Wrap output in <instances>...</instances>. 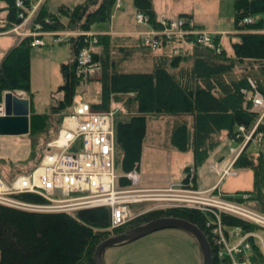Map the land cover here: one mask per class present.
<instances>
[{
    "label": "trees",
    "instance_id": "16d2710c",
    "mask_svg": "<svg viewBox=\"0 0 264 264\" xmlns=\"http://www.w3.org/2000/svg\"><path fill=\"white\" fill-rule=\"evenodd\" d=\"M0 1L4 5L0 9L4 12L0 16V32H5L22 22L19 14L24 10L16 7V0ZM46 1L40 2L29 29L34 30L38 24L40 32L76 35L61 42L68 45L70 58L60 64L62 84L56 93L59 97H52L47 113H37L33 107L35 94L30 87L33 37L19 38L0 63V101L4 92L20 91L30 102L26 134L30 151L13 168L10 162L7 164L4 179L27 172L39 163L46 143L54 138L83 82L99 86L97 100L89 101L93 110L117 108L113 120L115 172L119 170L124 187L128 186L124 175L139 167L148 116L181 117L169 134V144L178 152H192L194 175L203 164L215 160V152L224 141L241 140L243 132L239 127L245 133L253 129L258 116L251 110L246 96L256 92L264 100V20L254 19L256 15H264V0L233 1L232 21L236 32L229 36L230 50L221 47L214 33H211L212 48L193 44L185 55L173 54L175 41H163L158 50L152 51L140 37L97 35L92 61L98 69L85 79L79 74L77 55L92 40L88 34L92 25L110 23L117 0H81L72 5L63 2L54 11L46 7ZM131 1L134 11L147 16L149 23L157 28L152 0ZM30 4L29 0H22L23 7ZM245 19L252 21L248 23ZM136 62L150 63L149 69L133 71L130 67ZM252 137L234 167L253 172L249 204L253 203L250 204L253 209L264 213V116ZM21 165L25 166L23 170L11 172ZM189 173L190 168L186 167L183 183L187 182ZM20 198L43 202L35 194H23ZM164 216L182 218L207 237L208 214L195 208L152 209L109 230V210L104 206L72 212H32L0 205V264H94V250L102 240ZM222 219L229 225L252 228L237 218L222 216ZM252 249L256 256L254 264H261L259 248L253 245Z\"/></svg>",
    "mask_w": 264,
    "mask_h": 264
},
{
    "label": "built area",
    "instance_id": "2783aa9c",
    "mask_svg": "<svg viewBox=\"0 0 264 264\" xmlns=\"http://www.w3.org/2000/svg\"><path fill=\"white\" fill-rule=\"evenodd\" d=\"M30 6L23 7L22 0H16V7L22 8L19 14L22 22L9 30L19 36H32V46H42L40 26L34 30H19L29 24L38 11L41 0H29ZM119 5V4H117ZM25 12V13H24ZM135 20L148 27L140 33L143 43L151 50L160 47L163 41H175L172 49L174 55L185 53L186 44H199L212 48V34L198 28L192 19L161 17L154 28L147 16L137 12ZM244 21L250 22V19ZM89 45L82 48L77 55L78 71L82 78L97 72L98 66L92 61V52L96 37H91ZM57 41V40H56ZM220 47H217L219 51ZM251 110L258 115L251 132L243 135L237 150L231 149L230 156L223 162L211 166L221 178L235 176L233 164L244 144L251 138L257 123L264 116V100L258 93L249 94ZM3 114L0 104V115ZM112 111H96L88 103L78 100L72 111L62 118L54 136L46 143V151L39 163L31 170L4 180L0 173V205L32 212H72L82 208L104 206L109 210V230L123 226L133 217L129 214V205L144 201H153L152 197L162 195L164 206L195 208L208 214L205 220L207 238L212 253V264H254L255 251L259 248L264 264V214L248 205L250 194L220 193L214 187L201 190L192 182L182 185L178 199L173 194H158L156 191L169 192V189L135 188L139 184L136 170L125 174L132 188H117L114 157V131L112 128ZM243 132V128L239 127ZM239 136V135H237ZM238 138V137H236ZM23 194H35L43 202L34 203L22 200ZM222 216L242 220L252 228H242L223 222ZM264 235V234H263Z\"/></svg>",
    "mask_w": 264,
    "mask_h": 264
},
{
    "label": "rangeland",
    "instance_id": "374dc122",
    "mask_svg": "<svg viewBox=\"0 0 264 264\" xmlns=\"http://www.w3.org/2000/svg\"><path fill=\"white\" fill-rule=\"evenodd\" d=\"M79 1L81 0H47L46 7L54 11L60 3L65 2L68 5H72ZM233 1L152 0V7L157 14H167L172 17L193 15L199 21L198 23L204 25L205 28L216 31L215 33L220 32L221 44L226 50H230L228 41L229 33L234 31L232 21ZM1 5L2 2L0 1ZM116 11L119 13L133 11L132 1L122 0V7L120 9L114 8L112 15ZM32 20L28 22L30 26ZM116 21L113 28L118 30L121 28L119 25L122 22V18H118ZM127 23L130 25L131 22L128 21ZM25 28L29 30V25L25 24L22 30ZM13 40L14 38L11 35L0 36V55H3L1 53H4L3 51L11 46ZM67 46L65 43L61 45L60 43H54V46L35 47L30 52V85L32 91L37 93L39 101L38 112L40 113H47L48 106L52 103L53 95L59 97V94L56 93L58 87L62 84L60 64L69 59ZM136 70L146 71V69H142L140 66ZM84 87H80L79 89L83 99L87 101L97 100L99 95L98 86L90 83ZM115 111H117L116 108ZM172 117L152 115L147 118L145 148L138 167V173L141 176L140 184L136 186L138 188L161 186L167 181H176L185 177V167L189 165L187 160L190 161L191 155H186L185 153L172 149L174 154H177L175 158L171 157L173 153L170 151L169 129L173 124L172 120H170ZM247 144H249V141ZM239 145L240 143H238ZM235 147L236 144L233 141H224L215 153L217 156H228L229 150ZM262 148L264 151V146ZM164 150L168 151L166 152ZM29 151L30 142L26 135L0 136V171L6 173V166H8L7 164L9 162L11 165L10 168H13L18 162L27 158ZM24 167L23 165L17 166L16 169L14 168L12 171H9L23 170ZM116 172L121 176L118 169ZM197 172L200 188L207 187L210 181H217L216 184H219L220 190L229 194L250 191L254 186L253 172L249 169H240L235 176H227L219 179V176L205 163L197 169ZM120 181L118 177L116 184L118 187H123ZM182 185V182H176L173 186L161 188L171 191L166 193L164 191H156L155 193L173 194L169 198L174 196L175 199H178L179 196L177 198L175 195H179V192L175 190L179 189ZM152 198L154 199L153 201H144L145 205L141 202L134 207L136 209L143 208L148 211L150 209L164 207L163 204L165 201L162 200V195H157ZM250 204L253 205V203ZM259 233L264 237L261 232ZM103 262L104 264H201V254L195 240L188 233L179 229H161L132 242L105 249Z\"/></svg>",
    "mask_w": 264,
    "mask_h": 264
},
{
    "label": "water",
    "instance_id": "95a60500",
    "mask_svg": "<svg viewBox=\"0 0 264 264\" xmlns=\"http://www.w3.org/2000/svg\"><path fill=\"white\" fill-rule=\"evenodd\" d=\"M3 114L0 116V136H23L29 132V100L7 91L2 99ZM161 229H179L193 237L201 254V264H211V250L203 232L192 223L177 217L164 216L137 225L125 232L102 240L94 250V264H104L105 249L137 240Z\"/></svg>",
    "mask_w": 264,
    "mask_h": 264
},
{
    "label": "crops",
    "instance_id": "0c3cea01",
    "mask_svg": "<svg viewBox=\"0 0 264 264\" xmlns=\"http://www.w3.org/2000/svg\"><path fill=\"white\" fill-rule=\"evenodd\" d=\"M121 1V7H122V0H120ZM4 5H3V3H2V5L0 6V9L3 7ZM120 7V8H121ZM119 8V9H120ZM155 13V19L157 18V19H159V18H161V17H167V18H175V17H172L171 15H167V14H157L156 12H154ZM134 14H135V11H134V9H133V11H126L125 13H119L118 11H116V13L114 14V15H112V20H111V24L110 25H107V24H94V25H92V27H91V30H90V32H88V34L90 35V34H95V35H110V36H112V35H128V36H135V37H140V33H142V32H144V31H146V28H145V26H142V25H138V24H136V22H135V20H134ZM4 15V12H2V11H0V16H3ZM129 16V17H128ZM179 16H189V17H191L194 21H195V23L198 25V26H200V27H202L204 30H206V31H208V32H211V33H214L216 36H218L219 37V43H220V45H221V47L223 48V45L221 44V34H220V32H218V33H215L216 31H211V30H209V29H207V28H205V26L204 25H202V24H200V23H198L199 21L197 20V19H195L194 18V16L193 15H179ZM179 16H177V17H179ZM128 17V18H127ZM258 17H260L261 19H263L264 20V15H258L257 17H255L254 19H256V18H258ZM117 18V19H116ZM118 18H122V22H121V24L119 25V27H121V28H119L118 30H116V29H114L113 28V26H114V23H116L117 21L116 20H118ZM128 21H130L131 23H130V25H128ZM130 26V27H129ZM128 27H129V29H128ZM236 31H232L231 33H229V36H230V34H234ZM6 35H11V36H13V38H14V40L12 41V44H11V46L8 48V49H6V50H4L3 52L4 53H1V54H3V55H0V63H1V61H2V59H3V57L10 51V49L15 45V43L17 42V38H18V36L15 34V33H13V32H4V33H0V36H6ZM55 35H57V34H55V33H46V34H44L43 35V37H42V39L44 40V42H45V45L44 46H42V47H49V46H54V37L53 36H55ZM58 35H60L61 36V38H63V39H65V38H67V37H69L70 35L72 36V35H76V33H72V32H59L58 33ZM231 39H232V36H231ZM233 39L235 40L236 38L235 37H233ZM66 40V39H65ZM228 41H229V39H228ZM63 44V43H62ZM56 45H59V44H56ZM60 45H61V43H60ZM68 47V46H67ZM192 47L191 46H187V49H188V51L191 49ZM225 48V47H224ZM68 51H69V48H68ZM69 58H70V51H69ZM65 62V61H64ZM63 63V62H62ZM131 66V65H130ZM140 66V68H142V69H146V70H148L149 69V67L148 66H150V63L149 64H147V65H145V64H143V63H140V62H136L135 64H134V66L132 65L130 68L133 70V71H138V70H136L138 67ZM91 83H93V82H91ZM90 84V83H89ZM88 84V85H89ZM93 84H95V85H97L96 83H93ZM87 86V85H86ZM98 86V85H97ZM30 87H31V85H30ZM81 88H83V87H81ZM85 88V87H84ZM98 90H99V86H98ZM31 91H32V87H31ZM11 92H15L18 96H21V97H26V95H25V93L24 92H20V91H11ZM33 92V91H32ZM4 93H6V92H4ZM4 93H3V95H4ZM34 97H33V107H34V110H35V112H37V113H40V112H38V104H39V101H38V97H37V93L36 92H34ZM98 94H99V92H98ZM57 95H53V97H56ZM3 97V96H2ZM27 98V97H26ZM87 101V100H86ZM95 101V100H94ZM52 102H53V100H52ZM88 102V101H87ZM49 106H50V104H49ZM49 106H48V108H49ZM117 109V108H116ZM161 116H170V115H161ZM148 118V117H147ZM147 118H146V134H147ZM188 118V120L190 119L189 117H187ZM180 119H181V117H176V116H173L170 120H172V122H173V124L171 125V128L169 129L170 130V132H171V130H172V128H173V126L175 125V123L176 122H179L180 121ZM170 124H171V122H170ZM145 134V135H146ZM170 134V133H169ZM144 148H145V137H144V140H143V148H142V156H143V153H144ZM168 148V147H167ZM170 148H171V152L173 153L172 155H171V157H173V158H175V155L177 154V153H175L174 154V151L172 150L173 148L170 146ZM164 151H168V150H164ZM182 153H185L186 155L187 154H189V155H191V158H190V161L189 160H187L188 162V166L187 167H189L190 168V173H189V175H188V177L190 178V180H191V178H192V180H193V177H195V181L193 182L194 184H196V186L198 187V188H200L199 186V175L197 174L198 172H196V174L194 175L193 174V171H192V168H193V156H192V152L191 151H188V152H182ZM142 156H141V159H142ZM178 156V155H177ZM176 156V157H177ZM222 156V155H221ZM221 156H217L216 155V159L214 160V161H210V163H207L208 165H209V167H210V169H211V166L212 165H214L217 161H218V159L221 157ZM172 158V159H173ZM141 161V160H140ZM140 165V164H139ZM186 168V167H185ZM211 170H213V169H211ZM213 172L216 174V175H218V173L215 171V170H213ZM219 176V175H218ZM141 177V176H140ZM182 180H183V178L182 179H180V180H176V181H167L164 185H161V186H156V187H147V188H155V189H161V188H166V187H169V186H173L176 182H182ZM189 180V179H188ZM218 180V179H217ZM140 181H141V178H140ZM217 183V181H214V182H208V186L207 187H204V188H200V189H203V190H205V189H208V188H212V187H214L215 185H217L216 184ZM120 184L121 185H123V183H122V181H120ZM139 212V211H138Z\"/></svg>",
    "mask_w": 264,
    "mask_h": 264
}]
</instances>
